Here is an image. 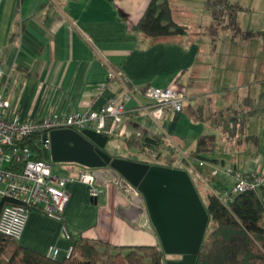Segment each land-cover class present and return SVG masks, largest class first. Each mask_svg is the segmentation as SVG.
Listing matches in <instances>:
<instances>
[{"label": "crops", "instance_id": "crops-1", "mask_svg": "<svg viewBox=\"0 0 264 264\" xmlns=\"http://www.w3.org/2000/svg\"><path fill=\"white\" fill-rule=\"evenodd\" d=\"M206 1L170 0L174 21L188 33L154 40L135 29L151 0H0V92L10 96L4 118L66 116L123 101L121 85L108 82L107 61L134 93L118 127L123 136L115 138L127 149L135 148L126 138H164L161 159L176 153L199 195L230 203L234 181L221 168L264 174V0H230L243 8L236 25L228 24L225 6ZM149 87L184 92L183 111L166 107L157 120L138 110L153 106L144 96ZM202 135L216 138L208 160L191 157ZM109 152L117 158L119 150L112 144ZM101 189L92 199L86 185L70 182L62 221L34 208L18 243L41 254L55 248L61 260L73 249L71 235L84 231L116 246H158L153 231L117 214L128 203L116 188Z\"/></svg>", "mask_w": 264, "mask_h": 264}, {"label": "trees", "instance_id": "trees-1", "mask_svg": "<svg viewBox=\"0 0 264 264\" xmlns=\"http://www.w3.org/2000/svg\"><path fill=\"white\" fill-rule=\"evenodd\" d=\"M206 3L210 8L225 6L229 25L237 24V14L243 10L230 0H207ZM214 17L217 18V11L214 12ZM135 29L154 40L188 33L187 27L174 21L170 0H151ZM130 88L132 89L131 84ZM106 128L107 131L114 129V122L109 120ZM116 135L108 137L112 139ZM215 141L213 135H202L191 157L208 160V155L215 150ZM15 143V147H29L32 159L51 161L50 152L43 147L40 136L23 138ZM125 143L128 148H135L141 154H145L147 149L158 152L164 148V138L150 134H144L140 138H126ZM160 157L161 154L158 158ZM178 159L179 156L171 151L165 158L166 167L172 168ZM85 171L90 170L82 168L75 176L78 178ZM13 203L15 202L1 200L0 214L6 205ZM204 206L209 222L212 221L216 228L209 236L205 233L196 264H264V200L259 191L235 195L230 203L209 193ZM71 237L74 242L71 255L61 260L25 248L0 233V264H166L167 255L160 246H116L90 238L87 231L75 233Z\"/></svg>", "mask_w": 264, "mask_h": 264}, {"label": "built area", "instance_id": "built-area-1", "mask_svg": "<svg viewBox=\"0 0 264 264\" xmlns=\"http://www.w3.org/2000/svg\"><path fill=\"white\" fill-rule=\"evenodd\" d=\"M108 71V82L117 81L123 91V101H109L100 111L75 113L60 116L50 115L41 119L21 121L19 115L11 119L4 118L5 110L10 108V96L7 91L0 92V201L10 200L15 203L6 205L0 214V233L15 241H20L24 234L32 209L38 208L48 217L62 221L63 213L70 201L67 185L77 180L86 185L92 199H97L104 191L95 185V177L91 171H85L76 179L59 177L54 173L52 161L34 160L29 147H15V142L40 136L43 147L51 149L50 133L58 130L71 129L83 131L95 130L105 136L123 133L119 130L123 116L127 114V102L134 97L130 82L107 61L104 62ZM4 73L0 70V79ZM144 96L153 106L141 107L143 113L161 120L166 107L174 112H182L186 101V94L171 88H152L145 90ZM114 122V129L107 131V122ZM145 154L157 158V153L147 149ZM228 178L234 181L236 195L246 192L264 190V174H245L232 167L221 168ZM67 238L69 231L64 229ZM72 252V251H71ZM71 252L69 256L71 255ZM48 257L57 259L59 251L50 248Z\"/></svg>", "mask_w": 264, "mask_h": 264}, {"label": "water", "instance_id": "water-1", "mask_svg": "<svg viewBox=\"0 0 264 264\" xmlns=\"http://www.w3.org/2000/svg\"><path fill=\"white\" fill-rule=\"evenodd\" d=\"M109 140L91 129L53 131L51 161L90 170L99 188L113 185L128 203L117 214L134 227L156 231L164 254L182 258L166 264H196L209 216L190 174L116 158L107 150Z\"/></svg>", "mask_w": 264, "mask_h": 264}, {"label": "rangeland", "instance_id": "rangeland-1", "mask_svg": "<svg viewBox=\"0 0 264 264\" xmlns=\"http://www.w3.org/2000/svg\"><path fill=\"white\" fill-rule=\"evenodd\" d=\"M147 99V98H146ZM114 144L119 152L117 153V158L124 160V161H132L137 163H146L148 162L150 165L160 166V167H166V163L164 159L158 158H152V156H146L144 154L139 153L136 149H127L125 148L123 141L118 138H112L110 143H108L107 150L109 151L110 145ZM173 169H179L182 170L185 168L182 164L176 163L172 166ZM82 171V170H79ZM79 171L77 173H79ZM54 172L59 177H66L70 178L71 176H75L76 172L72 171V166L70 164H55L54 165ZM200 196L202 198V201L207 204V198L205 195H203V192L199 189ZM216 228V225L210 221L206 230V235L209 236ZM156 238H157V245L161 247V240L159 236L157 235L156 231L152 232ZM171 259L170 257L165 258V262L167 263Z\"/></svg>", "mask_w": 264, "mask_h": 264}, {"label": "flooded vegetation", "instance_id": "flooded-vegetation-1", "mask_svg": "<svg viewBox=\"0 0 264 264\" xmlns=\"http://www.w3.org/2000/svg\"><path fill=\"white\" fill-rule=\"evenodd\" d=\"M182 258L181 257H178L177 259H174V260H181Z\"/></svg>", "mask_w": 264, "mask_h": 264}]
</instances>
